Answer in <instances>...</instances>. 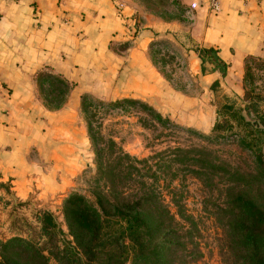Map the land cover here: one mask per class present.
<instances>
[{
	"label": "crops",
	"instance_id": "0c3cea01",
	"mask_svg": "<svg viewBox=\"0 0 264 264\" xmlns=\"http://www.w3.org/2000/svg\"><path fill=\"white\" fill-rule=\"evenodd\" d=\"M128 1L0 0V201L9 200L6 194L14 201L41 197L60 186L55 174L88 144L84 94L138 98L199 124L211 116L207 96L178 93L152 67L148 46L165 32L143 26L132 36L134 10L123 7ZM179 1L186 15L161 28L184 31L191 70L204 90L218 79L225 90L239 93L246 59L264 58V0H218L217 11L210 0ZM201 47L217 49L228 65L224 76L200 71L195 49ZM41 74L69 84L61 103L45 97L49 82Z\"/></svg>",
	"mask_w": 264,
	"mask_h": 264
},
{
	"label": "trees",
	"instance_id": "16d2710c",
	"mask_svg": "<svg viewBox=\"0 0 264 264\" xmlns=\"http://www.w3.org/2000/svg\"><path fill=\"white\" fill-rule=\"evenodd\" d=\"M130 28L132 35L139 29L135 15ZM195 52L202 73L209 69L221 76L226 74L228 65L216 48L201 47ZM263 66L264 58L246 59V90L239 98L238 109L226 101V94L220 93L218 79L209 86L210 91L220 93L214 97L216 118L212 132L217 136L234 130L239 145L253 157L251 171L232 166L206 147H167L140 159L112 139L107 147L100 145L101 137L87 123L102 185L93 190L92 198L77 192L65 198L62 214L67 231L49 209L37 210L30 222L12 218L18 207L12 206L8 228L12 235L0 239V264H179L176 260H182L183 255L177 259V254L184 252L192 236L173 214L170 203L178 208L176 213H183L176 191L171 190L169 203L155 184L161 176L170 183L186 175L206 187L216 186L221 196L218 209L225 228L228 261L232 258V264H264V95L247 89V83L254 81L253 69ZM39 79L53 85L52 90L43 91L48 100H55L49 102L59 104L65 99L69 90L66 81L50 74H41ZM88 98L82 96L84 114ZM101 105H138L158 122L167 123L160 113L138 99L125 97L99 102Z\"/></svg>",
	"mask_w": 264,
	"mask_h": 264
},
{
	"label": "rangeland",
	"instance_id": "374dc122",
	"mask_svg": "<svg viewBox=\"0 0 264 264\" xmlns=\"http://www.w3.org/2000/svg\"><path fill=\"white\" fill-rule=\"evenodd\" d=\"M123 7L134 10L133 15H135L139 27L145 26L154 33L165 32L162 37L152 40L148 46L147 58L152 67L156 68L178 93L189 97L203 98L207 96L214 106L218 92L214 93L209 88L204 90L201 87V80L198 79L199 75L191 70L193 69L191 68L193 60L185 51L186 45L190 43L186 40L184 31L176 30V28L171 30V26L166 29L160 26V23L164 25V22L182 19V15H186L180 1L129 0L128 4L125 3ZM167 32L175 33L173 36H168L166 35ZM136 34L132 36L135 37ZM253 75L254 81L247 83V89L264 95V66L261 69H253ZM46 87L48 91L53 89V85L50 83H46ZM220 89H222L220 93L223 92L227 95L226 101L238 109L239 104H241L239 98L243 97L246 89L242 88L239 93L234 90H225L222 86ZM84 95L89 97L86 104V114L83 113L84 124L86 126L87 123L91 124L93 133L101 137L102 140L99 143L104 147H107L108 141L112 139L118 147L140 159L149 157L167 147H206L240 170L251 171L253 169V157L248 150L239 145L238 136L234 130L225 131L217 136L212 132L216 118L213 106H210L213 114L211 112V116L206 117L207 121L201 118L199 124L180 119L177 115L158 111L156 106L147 101L128 97L138 99L160 113L167 120V123H160L138 105L99 106V102L108 103L116 99L102 100L94 94ZM122 98L125 97L118 99ZM49 100L55 101L52 97ZM262 108L264 110V102ZM247 117L253 118L252 115H247ZM86 128L87 135H89L88 127ZM89 137L88 144L82 152L75 154L76 160H67L68 162L62 164L61 170L55 174L60 186H51L47 191H44L41 197L33 194L32 198L20 201H14L10 194L5 195V197H9V200L0 201V239L12 235L8 229L9 213L12 206H18L17 213H14L12 218L22 217L30 222L37 210L49 209L56 216L62 229L67 231L62 214L65 198L74 192L92 198L93 190L98 185H102V181L99 182L98 180L94 146ZM152 162L154 163V160ZM161 178L162 176L155 184L156 189L165 195L167 202L172 201L171 190L176 191V197L178 203L182 205L183 213H176L178 208L169 203L175 212L173 214L185 225L190 232L188 234L192 236L191 241L186 244L184 252L181 250L178 252L177 259L180 258L181 254L183 257L182 260H176L177 263L232 264V258L228 261V255L225 251V228L223 227L222 213L218 209L221 196L216 186L206 187L191 175H186L183 178L178 176L170 183L167 179L164 181ZM57 193L60 194V197ZM5 202L10 203V205H5Z\"/></svg>",
	"mask_w": 264,
	"mask_h": 264
},
{
	"label": "built area",
	"instance_id": "2783aa9c",
	"mask_svg": "<svg viewBox=\"0 0 264 264\" xmlns=\"http://www.w3.org/2000/svg\"><path fill=\"white\" fill-rule=\"evenodd\" d=\"M209 6L211 9L217 11L219 9V2L218 0H210Z\"/></svg>",
	"mask_w": 264,
	"mask_h": 264
}]
</instances>
